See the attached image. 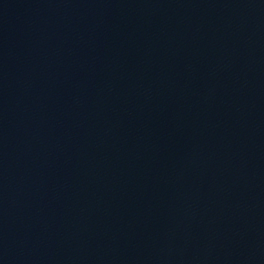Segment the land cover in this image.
Instances as JSON below:
<instances>
[{"label":"water","instance_id":"95a60500","mask_svg":"<svg viewBox=\"0 0 264 264\" xmlns=\"http://www.w3.org/2000/svg\"><path fill=\"white\" fill-rule=\"evenodd\" d=\"M0 264H264V0H0Z\"/></svg>","mask_w":264,"mask_h":264}]
</instances>
